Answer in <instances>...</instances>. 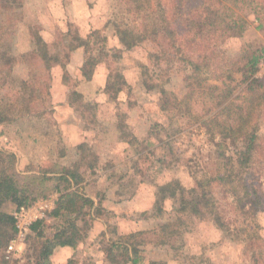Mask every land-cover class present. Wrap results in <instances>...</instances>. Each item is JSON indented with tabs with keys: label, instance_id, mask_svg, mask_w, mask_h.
<instances>
[{
	"label": "rangeland",
	"instance_id": "rangeland-1",
	"mask_svg": "<svg viewBox=\"0 0 264 264\" xmlns=\"http://www.w3.org/2000/svg\"><path fill=\"white\" fill-rule=\"evenodd\" d=\"M253 3L263 27L258 28L259 21L246 10L242 36L214 37L203 31L202 52L216 55L210 67L233 71L231 80L226 74L216 78L223 76L224 83L233 88L226 101L237 96L235 103L246 106L241 97L248 86L263 94L253 117L257 119L254 128L264 134V55L255 73L245 80L239 70L247 52L264 49V0ZM1 27L5 30L0 32V107L12 121L0 124V151L16 154L19 172L48 171L56 164L79 162L75 168L83 180L74 188L100 201L99 214H87L83 220L75 213L53 215L59 192L40 196L54 202L38 228L43 235L49 237L74 221L81 238L72 250L51 253L44 263L39 255L44 238L35 237L37 229L32 230L9 258L7 243L0 249L2 264H130L121 249L110 253L109 247L133 231L144 232L138 238L139 264H255L250 259L251 247L219 230L209 218L181 214L186 219L181 233L153 232L174 219L175 208L192 197L188 188L195 177L213 166L212 142L201 122L217 109L201 90L188 102L202 119L160 108L158 89H146L143 76L164 83L182 98L187 96L188 67L178 61L168 63L171 58L165 51L171 49L148 42L120 0H0ZM96 31L106 36L105 42H90L88 34ZM69 38L78 41L70 51ZM38 43L47 45L54 64L50 69L44 68L38 56ZM89 54L96 58L93 75L79 82L72 75L75 65ZM64 71L70 76L68 83L63 82ZM216 73L206 83L221 84L213 80ZM59 78L63 85L56 87ZM62 102L68 105L60 107ZM68 108L75 119H69ZM81 143L87 146L78 150L76 145ZM94 154L98 160L89 168ZM220 202L222 206L228 203ZM226 209V218L231 217ZM255 218L264 238V203ZM253 249L264 251V241Z\"/></svg>",
	"mask_w": 264,
	"mask_h": 264
},
{
	"label": "trees",
	"instance_id": "trees-1",
	"mask_svg": "<svg viewBox=\"0 0 264 264\" xmlns=\"http://www.w3.org/2000/svg\"><path fill=\"white\" fill-rule=\"evenodd\" d=\"M253 1L255 0H120L125 12L138 22L148 42L157 47L166 46L167 50L171 49L170 52L165 51L171 58L168 63L178 61L188 67L184 77L187 96L182 98L166 89L164 83H159L156 79V82L150 81L145 75L146 71L143 72L145 76L142 82L146 89H158L160 108L180 114L188 113L194 120L202 119L200 111L188 102L190 97L201 90V93L206 94L205 100L211 102L212 108L217 109L214 114L201 122L212 142L213 166L210 169L206 168L201 175L195 177L193 185L188 188L192 197L182 201L178 208H175L174 219L160 224L153 232L159 230L164 233H181L183 226L186 225L185 217H181L183 214L187 217L209 218L219 230L243 241L244 246H250V259L255 264H264V251L253 249L255 245L258 247L260 241H264L260 234V224L255 218V214L264 203L262 190L264 134H260L254 128L257 119L253 117L259 104V97L263 94L255 93L254 88L248 86L241 97L245 98L246 106L235 103L237 96L226 101L233 88L228 82L224 83L223 76L221 79L216 78L226 74V78L231 80L233 71L210 67L216 55L214 52L208 54L202 52L203 31H208L214 37L242 36L247 27L246 10L254 14L259 21L257 27H263L256 6L252 5ZM2 30H5V27H1L0 32ZM116 30H120L118 25ZM87 37L92 43L106 40V36L100 31L92 32ZM69 41L70 51L77 47L78 41L74 38H69ZM46 49L45 43H38L36 46L44 68L50 69L54 64H51ZM263 55V48L259 52L254 49L244 55L245 65L239 69L241 80L255 73ZM95 63L96 58L92 54L84 56L80 67L82 77L91 78ZM213 72H217L213 80H219L221 84L206 83ZM69 77L64 71L63 82L68 83ZM109 84L107 80V86ZM115 96L111 97L115 98ZM11 121V115H7L0 107V124ZM84 146L87 145L81 143L76 145V148L82 150ZM90 158L91 162L87 166L92 168L98 160V155H91ZM16 160L17 156L14 152L0 151V249L5 247L14 232L9 210L19 205H28L51 190L59 192L53 215L75 213L84 220L87 214L93 215L94 212L99 214L100 201L96 202L74 188L83 180L82 174L78 168H75L79 162L71 166L56 164L54 169L48 171L19 172L16 169ZM61 183L62 187H60ZM218 192L224 193L225 197H221L220 194L218 197ZM221 199L228 203L222 206ZM226 208H229L233 217L226 218ZM39 226L41 223H34L31 231L37 229L35 237L44 238L39 250L44 263L48 262V257L55 247L74 246L81 238L79 226L74 221L56 229L49 237L43 235L42 230L38 229ZM142 233L144 232L133 231L125 234L119 241H112L109 252L112 253L114 248L121 249L130 264H139L137 246L138 238ZM4 261L3 254L0 253V264Z\"/></svg>",
	"mask_w": 264,
	"mask_h": 264
},
{
	"label": "built area",
	"instance_id": "built-area-1",
	"mask_svg": "<svg viewBox=\"0 0 264 264\" xmlns=\"http://www.w3.org/2000/svg\"><path fill=\"white\" fill-rule=\"evenodd\" d=\"M54 202L49 197H39L28 205H19L11 212L14 232L6 246V257L9 258L31 233L34 223H42L48 218Z\"/></svg>",
	"mask_w": 264,
	"mask_h": 264
},
{
	"label": "crops",
	"instance_id": "crops-1",
	"mask_svg": "<svg viewBox=\"0 0 264 264\" xmlns=\"http://www.w3.org/2000/svg\"><path fill=\"white\" fill-rule=\"evenodd\" d=\"M75 54H78V53H76V51H75ZM71 56H74L73 54H71ZM82 62H83V57H80V60H79V62L77 63V65H75V68H74V71L76 72L75 74H72L73 75V77L74 78H77L76 80L77 81H82V76H81V72H80V67H81V65H82ZM62 83V81L60 80V78H59V80L58 81H55V84H56V87L57 86H61V85H63V84H61ZM53 87H55V86H53ZM51 94H52V91H51ZM63 105V106H62ZM64 105H68V103H66V102H62V104H61V106L60 107H64ZM68 112H69V119H75V115H73V111H70V109L68 108V110H67ZM66 116V115H65ZM64 134H66L67 135V137H68V131H65V133ZM73 145V144H72ZM67 249H71L72 250V246H57V247H55L54 249H53V252H52V255L54 256V255H57L58 253H64ZM54 260V259H53Z\"/></svg>",
	"mask_w": 264,
	"mask_h": 264
}]
</instances>
